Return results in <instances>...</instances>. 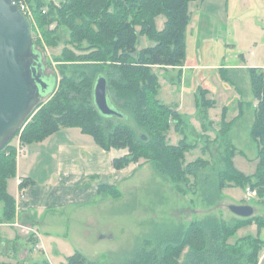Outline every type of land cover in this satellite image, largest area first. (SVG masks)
Here are the masks:
<instances>
[{
  "label": "trees",
  "instance_id": "16d2710c",
  "mask_svg": "<svg viewBox=\"0 0 264 264\" xmlns=\"http://www.w3.org/2000/svg\"><path fill=\"white\" fill-rule=\"evenodd\" d=\"M26 1L47 44L54 47L58 43L57 28L48 29L56 21L58 26L64 25L69 30L67 43L73 49L65 46L61 59H56L61 62L58 77L51 74L55 82L47 101L37 105L29 119L27 116L20 144L41 141L63 127H79L105 150L127 149L125 156L113 160L114 168L121 169L144 159L183 191L182 184L190 177H198L208 162L199 157L186 163L185 152L194 145L184 138L175 145L167 142L171 121L178 130L182 117L157 98L159 83L153 67L184 65L189 3L195 0H63L61 6L49 5L47 9L43 8L44 0ZM160 13L165 20L163 27L157 29L155 18ZM142 36L153 42L139 47L137 43ZM99 75L106 78L109 102L126 118L104 116L96 108L93 86ZM249 76L256 100L250 135L258 148L257 171L253 178L238 171L232 162L235 147L231 145L222 157L224 165L216 181L204 187L203 199L209 204L224 186L233 185L255 190L264 203V72L250 67ZM12 138L0 149V202L5 220H10L14 211V198L6 190L7 180L15 176L16 147L10 143ZM98 190L117 194L113 185L102 184ZM252 219L264 224L262 216L233 219L232 224L207 216L189 222L186 227L173 226L155 234L152 247H137L127 253L120 264H257L259 251L264 247L258 237L247 235L234 243L228 242L238 225ZM38 262L49 264L45 259ZM65 264L94 263L75 252Z\"/></svg>",
  "mask_w": 264,
  "mask_h": 264
},
{
  "label": "rangeland",
  "instance_id": "374dc122",
  "mask_svg": "<svg viewBox=\"0 0 264 264\" xmlns=\"http://www.w3.org/2000/svg\"><path fill=\"white\" fill-rule=\"evenodd\" d=\"M44 1L46 8L59 7L63 0ZM189 11L184 65L154 66L153 71L158 76L157 98L182 117L178 130L171 121L167 142L175 145L184 138L186 143L194 145L185 152L186 163L201 157L208 165L198 177H190L183 183V191H179L150 161L140 159L133 163L132 172L115 186L116 195L100 192L88 203L49 213L47 223L38 228V236L27 227V246L22 248L28 249V257L19 259L12 252L10 257L1 255L0 263L15 260L16 264H41L44 262L38 261L45 259L49 264H65L70 255L80 252L94 264H120L127 253L137 247H152L155 234L173 226L186 227L189 222L207 216L218 217L228 224L233 219H242L229 211V204H249L254 208L252 216H264L261 198L251 189L253 193L248 199L245 186H224L212 204L204 201L202 194L207 183L216 181L224 165L222 157L231 145L235 147L234 167L250 178L257 171L258 148L250 135L256 101L249 68L264 64V0H195L189 3ZM36 19L32 12L28 18L32 41L42 52L45 75L58 77L61 62L56 59H61L65 46L72 48L67 43L69 30L53 21L48 29L57 28L59 39L51 47L41 36ZM164 20V14L156 16L157 29L163 27ZM152 42L142 36L137 45L142 47ZM45 101L47 96L38 105ZM23 126L10 142L16 148ZM8 189L14 192L12 179L6 182L7 192ZM2 206L0 202V214ZM245 235L264 240V224L254 219L240 224L228 242L234 243ZM1 245L0 241V250Z\"/></svg>",
  "mask_w": 264,
  "mask_h": 264
},
{
  "label": "crops",
  "instance_id": "0c3cea01",
  "mask_svg": "<svg viewBox=\"0 0 264 264\" xmlns=\"http://www.w3.org/2000/svg\"><path fill=\"white\" fill-rule=\"evenodd\" d=\"M251 67L264 72V64ZM126 154L125 148H101L79 127H63L41 141L19 144L15 176L8 179L14 182V192L8 189L14 198L13 216L5 220L3 206L0 214V257H10L14 252L19 259L27 258L29 251L22 247L27 246L25 240L29 227L38 235V228L47 223L49 213L88 203L97 198L98 187L102 184L117 186L123 176H128L133 170V163L124 169L113 166L114 159ZM125 169L129 171L122 175ZM16 263L8 260L0 264ZM257 264H264V247L259 251Z\"/></svg>",
  "mask_w": 264,
  "mask_h": 264
},
{
  "label": "water",
  "instance_id": "95a60500",
  "mask_svg": "<svg viewBox=\"0 0 264 264\" xmlns=\"http://www.w3.org/2000/svg\"><path fill=\"white\" fill-rule=\"evenodd\" d=\"M42 58L32 41L27 16L14 0H0V149L54 86L52 75H45ZM93 101L102 115L126 118L109 102L103 75L97 76L94 82ZM141 137L146 138L143 134ZM228 209L242 218L254 212L249 204H229Z\"/></svg>",
  "mask_w": 264,
  "mask_h": 264
},
{
  "label": "built area",
  "instance_id": "2783aa9c",
  "mask_svg": "<svg viewBox=\"0 0 264 264\" xmlns=\"http://www.w3.org/2000/svg\"><path fill=\"white\" fill-rule=\"evenodd\" d=\"M15 3L19 6V8L21 9V11L28 17L30 15V17H32V10L31 8L28 6V3L26 0H14ZM42 13H44V10H42ZM30 17H28L30 19ZM30 22V21H29ZM246 192H247V196H249L250 194H252V190L247 187L246 188ZM34 234L37 235V232L35 230L32 231ZM38 236V235H37Z\"/></svg>",
  "mask_w": 264,
  "mask_h": 264
}]
</instances>
